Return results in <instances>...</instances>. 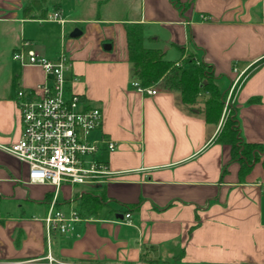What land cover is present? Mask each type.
Listing matches in <instances>:
<instances>
[{
	"label": "crops",
	"instance_id": "1",
	"mask_svg": "<svg viewBox=\"0 0 264 264\" xmlns=\"http://www.w3.org/2000/svg\"><path fill=\"white\" fill-rule=\"evenodd\" d=\"M26 3L0 0V55H11L0 61V146L21 137L16 91L50 78L13 59L26 41L27 50L50 60L70 53L69 88L103 112L90 139L117 147L102 144L96 155L113 172L89 190L103 195L99 215L81 216L71 232L54 234L50 247L44 219L54 188L28 186V165L0 148V264H42L49 253L67 264H264L263 158L241 175L231 147L215 142L220 125L207 124L162 83L156 95L137 92L126 41L129 22L159 28L152 41L166 47V59L194 55L230 89L264 59V0H135L136 12L122 20L75 18L60 3L49 12L40 2L25 16ZM54 12L63 22L48 19ZM69 24L87 25L92 42L67 39ZM233 99L243 140L264 147V64L236 85ZM66 191L74 192L64 185L58 208L78 209L77 192Z\"/></svg>",
	"mask_w": 264,
	"mask_h": 264
},
{
	"label": "built area",
	"instance_id": "2",
	"mask_svg": "<svg viewBox=\"0 0 264 264\" xmlns=\"http://www.w3.org/2000/svg\"><path fill=\"white\" fill-rule=\"evenodd\" d=\"M48 19L63 22L58 12L49 15ZM30 44L25 41L14 52L13 59L23 66L41 67L50 78L33 89L20 88L16 91L21 137L17 142L0 148L28 165V186L51 185L54 188V196L44 219L50 247L54 234L65 235L83 221L76 207L71 208L70 217L58 208L63 186L68 185L74 191L81 187L76 194L80 198L90 189L108 182L113 172L96 155L102 144H106L110 152L116 150L117 144L107 138L102 141L90 139L91 134L102 125L103 112L100 108L86 106L81 96L69 88L68 73L72 63L67 54L63 52L56 60H50L34 50H27ZM241 77L231 87L230 95L234 94ZM132 87L143 95L157 94L155 87H142L138 81L132 82ZM125 218L129 223L131 215L126 214ZM42 264L67 263L56 261L49 253Z\"/></svg>",
	"mask_w": 264,
	"mask_h": 264
},
{
	"label": "trees",
	"instance_id": "3",
	"mask_svg": "<svg viewBox=\"0 0 264 264\" xmlns=\"http://www.w3.org/2000/svg\"><path fill=\"white\" fill-rule=\"evenodd\" d=\"M57 6L59 5H55V10ZM33 8V5L26 6L24 15L29 16ZM42 18H47V13ZM147 30L144 24L136 22L129 23L126 27L132 82L138 81L146 88L156 87L162 83L166 89L180 94L184 106L190 110L202 111L207 124L220 125L215 142L231 147L232 160L240 163L241 175L248 172L254 163L262 158L264 167V147L243 140L234 105L229 117L226 118L224 111L229 89H222L219 86L220 77L215 75L213 67L194 55L181 57L179 60L166 59V53L160 47L146 46V42L152 40L147 36ZM263 64L264 59H261L249 67L241 81L251 76ZM201 95L203 98L200 100ZM100 193L87 191L79 198L80 216L92 218L99 215L105 205L103 195Z\"/></svg>",
	"mask_w": 264,
	"mask_h": 264
},
{
	"label": "rangeland",
	"instance_id": "4",
	"mask_svg": "<svg viewBox=\"0 0 264 264\" xmlns=\"http://www.w3.org/2000/svg\"><path fill=\"white\" fill-rule=\"evenodd\" d=\"M134 1L135 0H28V3L26 5H32L33 2H40L42 4V7L44 9H47L49 12H52L53 9V4L55 3H60L66 12H70L74 10L76 13L72 14V17H80L84 19H92V18H98V17H103V18H111V19H118L122 20L125 18H131L132 14L129 12H136L134 8ZM30 2V3H29ZM53 14V13H52ZM51 14V15H52ZM130 23V22H129ZM38 25L39 24H32L31 28L33 30V33H38ZM79 30L81 32L80 35L77 37H73L72 34L74 33L75 30ZM82 31H84V34H82ZM90 28H88L87 25H80L77 24L75 26L69 24L67 25V33H66V38L71 40V41H79L82 45H88L89 43L92 42V40H87L86 36L89 34ZM151 34V35H150ZM161 35V31L159 28H152L151 30H147V36H152V39L156 38L157 36ZM56 43H59V40H55ZM55 43V42H54ZM107 46H110V43L104 45V49H106ZM147 47H160L161 48V43L160 44H155L154 41L149 40L146 42ZM63 47V46H62ZM64 49V48H63ZM166 49V47H163V51ZM10 54V53H8ZM67 56L69 57L70 53H66ZM7 58L8 60L11 59V55H0V61L4 60V58ZM70 58V57H69ZM169 59H174L171 54L167 56ZM1 78L7 80V73L3 71L1 73ZM219 86L221 88H225V84L219 80L218 81ZM231 87L228 91L227 97H226V103H225V115L226 118L229 117L230 113L232 112V105H234V99H233V94L230 95ZM81 188L77 187L74 191L78 192L80 191ZM67 194L71 195L73 194V191H66ZM73 207H75V204H72ZM1 203H0V208H1ZM61 211L66 217L71 216L72 209L69 205H64L61 208Z\"/></svg>",
	"mask_w": 264,
	"mask_h": 264
},
{
	"label": "water",
	"instance_id": "5",
	"mask_svg": "<svg viewBox=\"0 0 264 264\" xmlns=\"http://www.w3.org/2000/svg\"><path fill=\"white\" fill-rule=\"evenodd\" d=\"M81 32L77 29L74 31V33L72 34L73 37H77L78 35H80ZM106 48H111V46H107ZM164 53H166V49L164 50Z\"/></svg>",
	"mask_w": 264,
	"mask_h": 264
}]
</instances>
